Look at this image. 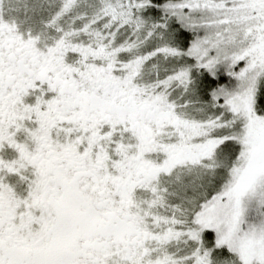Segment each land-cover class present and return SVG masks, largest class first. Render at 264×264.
Listing matches in <instances>:
<instances>
[{
	"label": "snow or ice",
	"instance_id": "obj_1",
	"mask_svg": "<svg viewBox=\"0 0 264 264\" xmlns=\"http://www.w3.org/2000/svg\"><path fill=\"white\" fill-rule=\"evenodd\" d=\"M0 264H264V0H0Z\"/></svg>",
	"mask_w": 264,
	"mask_h": 264
}]
</instances>
